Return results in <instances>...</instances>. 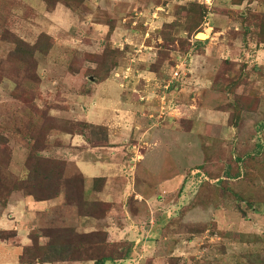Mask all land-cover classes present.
<instances>
[{"label": "rangeland", "instance_id": "obj_1", "mask_svg": "<svg viewBox=\"0 0 264 264\" xmlns=\"http://www.w3.org/2000/svg\"><path fill=\"white\" fill-rule=\"evenodd\" d=\"M163 3L166 4L163 5ZM192 3L206 4L209 7V14L206 23L202 26V31L195 34V38L205 35L204 39L198 38L199 40L208 39L205 47L206 54L195 58L189 56V53L180 54L177 44L167 43L170 39L168 33L175 39L186 37L182 27L174 28V24L184 23L181 18L183 15L180 14L178 17L177 12L185 7L188 8V5ZM245 13L248 16L264 14V0H85L84 4L78 8H68L57 4L52 12L46 9L42 0H0V151L6 148L8 154L6 171L13 176L20 187L10 192L5 207L0 205V218H2L0 220H4L7 225H12V227L5 226L0 222V229H13V231L0 230L5 231V233L0 232V242H4L1 239L5 238L6 242L15 244L16 231H18L28 240L29 238L36 240V237H40L38 242L44 245L47 238L41 237L43 232L52 230L50 234L55 235L56 231H61L64 238L65 235L71 238L69 234L73 230V238L80 244L83 241L82 238H85V233L99 231L107 232V240L116 244L117 248H125L126 244L123 243L130 241L133 243L132 251L139 250L141 253L142 249L154 251L156 257L160 251L167 252L165 250L167 248L169 254L173 252L178 255V258H171L175 264H264V208L259 212L257 209L246 210V214L242 215L236 206L238 201L228 197L223 200L219 198L218 201L221 202L217 209L195 208L190 210L191 214L186 213L189 210V204L193 200H200L205 192L204 187H200V180L194 178V174L198 172L195 167L201 163V145L206 156L212 157L216 153L211 139L204 136L200 141L195 136L208 133L206 131L208 121H214L216 127L212 126L206 137L219 136L224 141L223 147L232 150V154L236 151L249 152L259 158L258 161L261 162L259 164H264V50L255 52L250 48L245 50L236 38V31L242 27L238 19L239 15H245ZM165 26L174 29L170 30ZM211 27L220 28L222 32L213 35ZM160 31H163L162 34H159ZM4 33L18 37L21 41L20 46L25 48L39 45L40 36L47 34L51 37L52 48L46 55H35L37 67L33 70L31 60H21L15 55V47L5 42L8 39L3 37ZM110 52L115 53L109 56L111 59L109 68L114 69L113 73L108 80L95 85L98 79L93 72L99 70L98 68L102 65H106L104 58H107ZM159 53L169 55L159 70L165 77L164 84L155 73L158 72L156 67L160 58ZM223 60L235 62L232 66L234 71L231 70L229 75L234 76L239 74V71L243 73L254 71L249 75L248 87L255 89V95L259 97L260 103L255 112L242 114L238 130L228 129L225 123L220 122V119L215 121L214 114L209 111L213 107L226 105L229 98L225 96L226 93L218 92V88H215L218 91L215 90L211 96L203 93L210 89L211 79ZM153 66H156L154 67L156 70L152 68ZM20 69L28 72L25 75L26 78L30 77V74L33 75L34 71L36 72L34 73L37 77L36 84L33 85L34 93L29 95V98L33 100L29 103H26L24 99L16 98V85L12 74L17 75ZM175 73L178 75L175 76ZM22 75L20 73V76ZM168 84L173 87L171 90ZM223 85L227 84L224 82ZM119 87L125 91L130 89L129 102L126 103V93L120 92ZM122 97L125 99L123 104L120 102ZM120 105L127 106L125 114L121 116L127 123L118 116V120L108 122L107 125L110 127L107 126V129L93 127L90 124L84 128H75V125L79 124L77 122H91L95 116L97 120H111V115L116 118L115 108ZM138 105V112L134 111ZM132 106L134 108H130ZM28 108H32L35 112L31 113L33 121L29 120ZM111 109L115 110L109 112ZM42 110L53 117L55 124L52 122L51 126L56 127L59 123V127L63 129L71 123L69 127H74V131L84 130L90 144H104V141L106 143L108 139L110 144H116L113 147H121L126 145L127 141L123 140L128 138L131 130L135 134L131 136L132 139H129V143L133 142L130 148L132 150L123 149L118 153L114 150L115 154L105 153V157L99 153L90 157L92 154L82 143L76 144L65 133H60V130L52 131L44 138L48 142L45 152L43 151L41 155H44L45 159H58L65 168L64 173H75L72 161H75L78 167L85 162L91 163L92 166L96 165L92 168L96 171L93 172L94 175L116 172L114 168L119 169V167L109 165L114 162L116 165H122L118 171L121 174L119 183L115 179L116 181H113L115 184L109 185L111 191L105 192L102 186L96 194L103 200L117 202L118 199H123L125 202L129 199L127 196L132 195V186L123 178L125 166L133 164L129 161L131 156L138 161V158H141L140 154L149 155L151 148L160 150L162 153L174 154L179 161L182 160L181 165L184 168L179 175L159 184V195L146 202L148 219L145 212L144 215L139 213V227L128 226L122 216L113 212L115 208L112 209L110 203L106 205H110L111 211L108 208L106 216L94 220L92 218L95 217L93 214L96 213V208L86 209L82 207V202H77L74 198L73 185L75 184L73 182L68 183L70 195L69 200H65L63 182L67 175L63 176L62 183L60 181L58 194L53 196L57 192L56 181L45 180L44 171L48 168L45 162L37 166L38 174L35 177L32 175L31 181L22 182L25 177L24 167L30 153L29 149L34 142L29 141L26 132L22 133L18 131V128L22 124L33 123L36 112ZM135 115L144 118L151 116L155 124L170 131L144 136L142 131L137 132L133 129L138 128V124H142L140 121L137 123L134 119ZM181 119L193 122L189 138L180 139L179 121ZM40 124L49 125L50 123L44 119L38 127ZM108 129L109 134H107ZM153 140L155 143L151 144ZM257 144L261 146L260 149L256 148ZM235 148H237L236 151H234ZM33 169L31 168V171ZM129 169L134 171L135 166ZM190 169L192 171H189ZM83 172L93 174L85 169ZM83 176L85 179L88 177L85 173ZM161 180L162 178L157 183ZM257 182L264 185L262 180ZM87 183L86 179V197H88L87 186L89 185ZM29 189L34 190L37 196L28 195ZM113 192L119 194H113ZM27 199L31 203L41 202L44 207L47 204V208L39 209L37 212V204H35V208L30 210L23 203V200ZM131 205L128 212L135 214L137 211L131 212ZM244 207L245 205L241 204L242 210L245 209ZM121 211L125 212L127 209ZM125 218L132 221L128 217ZM211 219L215 220L217 228L212 231L208 226L206 230H203L204 225ZM169 220L175 222L171 228L178 230L166 240L159 238L164 242L163 245L159 241L156 244L154 238H151L149 242L145 241L146 235L152 234L154 228L156 229L158 225L162 226ZM190 236L193 241L188 243L187 239ZM151 242L155 243L146 248L147 245H151ZM14 247L15 249H12L14 253L16 249L23 248L20 245ZM57 249L59 252H50L47 249L44 255L45 260H49L48 257L52 259V263L47 264H57L53 261L54 256L67 261L66 257H69L71 247ZM110 249L111 247H105L104 251ZM80 252L79 254L77 251L76 256H85L83 251ZM85 254L94 255L96 252L85 251ZM134 255L139 254L134 252ZM166 258L163 259L164 262ZM66 261L65 264L74 263ZM59 263L62 264V261ZM8 264H12V261ZM156 264H162V262Z\"/></svg>", "mask_w": 264, "mask_h": 264}, {"label": "trees", "instance_id": "obj_2", "mask_svg": "<svg viewBox=\"0 0 264 264\" xmlns=\"http://www.w3.org/2000/svg\"><path fill=\"white\" fill-rule=\"evenodd\" d=\"M45 5L46 9L48 11L55 10L57 4L65 5L68 8H78L84 4L85 0H42ZM166 3H163L165 5ZM180 12H177V16L180 17V14L183 15L181 18L183 19L184 23H179V25L174 24V28L176 27H182V30L185 32L186 37L185 38H179L175 39L172 37L169 33V41L167 42L169 45L177 44L178 48L180 49L179 52L182 55H187L189 53V56L192 55H203L205 53V47L208 43L207 40H199L195 39V34L197 32L202 31V26L206 23L207 15L209 14V7L206 4H190L188 5V8L185 7V9H180ZM182 11V12H181ZM241 21V29L237 30L236 32V38L241 42L242 48L249 49L253 52L258 50H264V14H257V15H247V13L240 14L239 18ZM165 25V24H164ZM168 25V24H166ZM165 28L173 30L170 26H165ZM163 31H160L159 34H162ZM222 32L220 28L217 27H211V33H219ZM4 38H7L8 40L5 41L7 43H11L15 48L14 53L15 55L20 58L21 60H31V64H33V70L37 67V60L35 58V55L42 54L46 55L49 50L52 48V41L51 37L47 34H42L39 38V45H33L32 47L28 46V48L20 46V42L18 37H15L13 35H10L9 33L3 34ZM166 37V36H165ZM164 37V41H166V38ZM191 41V42H190ZM253 47V48H252ZM184 50V51H183ZM181 51H183L181 53ZM115 53L110 52L108 54L107 58H104V61L106 62V65H102L99 70L94 71V76L98 79L96 80V84L102 83L106 80H108L113 73L114 69H111V59L109 56L114 55ZM159 60L157 61L158 67L153 66L152 68L156 67L158 72L152 71L157 73V76L162 80V82H165L166 80L163 74L159 72V70L163 67V65L166 62V57L169 55L165 53H159ZM110 61V62H109ZM170 62V61H169ZM230 64V65H228ZM235 64L234 61L231 60H223L219 67L217 68V71L215 72V75L212 79L211 88L212 90H216L215 88H218V92L226 93L225 96H228L229 98L232 97V99H227V103L224 106H216L215 108H219V110L225 112L228 114L227 119V126L238 130L240 126V122L242 121V114L255 112L257 110V106H259L260 99L259 97H256L255 95V89L252 87H248L250 81H249V75L251 72L243 73V71H239V74H235L234 76L229 75L231 70L234 71L233 65ZM243 64V63H242ZM173 65L172 62L170 66ZM245 65V64H243ZM116 66V65H115ZM113 66V67H115ZM167 66V65H165ZM225 66V67H224ZM172 67V66H171ZM151 69V68H150ZM155 69V68H154ZM156 70V69H155ZM252 70V69H251ZM10 72V71H9ZM151 72V71H150ZM11 73V72H10ZM20 73L23 75L20 76ZM28 72L26 70L20 69L17 73V75L12 74V77L14 78V82L16 85V98L24 99L26 103L31 102L33 99L29 98V95L34 93V84H36L37 77L30 74V77L26 78V74ZM229 75V76H228ZM95 78V79H96ZM224 82L227 85H223ZM170 90L173 88L171 85L168 87ZM29 112V120L33 121V118L31 116V113L33 112L32 108L27 109ZM47 119L49 121L48 124H40V127H38L39 123H43V120ZM53 117L47 115L45 111H38L36 112L35 121L33 123L20 126L18 128V131L26 132V136H28L29 141H33L34 144L30 146V153L27 158V162L24 167L25 171V177L22 179V182H29L38 174L37 166L40 164L43 165L44 163L48 168H46L44 171V174L46 175L45 180L47 181H56V187L57 192L53 194V196H56L58 194V190L60 189V181L63 182V176H66L64 180V192L66 195L65 200H69V184L73 182L75 185H73L74 188V195L77 202H82V207H85L86 209L90 208L91 210L93 208H96L95 217L92 219L98 220L100 218H103L106 216L108 208L110 209V205H106V202L100 201V200H90L88 197L85 196L86 189H85V178L82 175V173L76 168L75 166V173H64V166L63 164L58 161V159H45L46 157L44 155H41L43 151L46 148L47 140L44 139L46 135L50 132H59L65 133L67 136L70 137H82L86 140V142L90 146H101L105 144H90L89 139L84 134V130L74 131V127H69L71 123H68V125L64 126L63 129L59 127V123H57V126L54 127L51 126L53 122ZM79 124L75 125V128L81 127H87L88 124L85 122H77ZM53 124H55L53 122ZM180 125L182 128V131L188 133L190 132L192 128V123L190 121L181 120ZM79 129V128H78ZM20 132V133H21ZM45 134V136H44ZM205 135H197V138L201 141V139L207 138L211 139L209 137H206ZM212 142V143H211ZM211 144L213 145V149L216 150V153L210 156H206L203 151V145H201L202 150V158L201 163L195 167V170L198 172L194 174L195 179H199L200 187H204L205 192L202 194V197L200 200H193L192 203L188 206V211L193 210L195 208L207 210L209 207H212L213 209H217L218 204L221 201H218L219 198L221 200L227 199L228 197L233 198L238 201L237 208L241 211L242 215L246 214V210H253L257 209L258 212L262 208H264V185H261L258 183V180L264 181V164L261 165L258 160L259 158L254 157L255 155L249 152L246 153H239L237 152V148H235L234 151H236L234 154L231 153L232 150H228L227 148L223 147V143L219 142L216 139H211ZM216 143V144H215ZM221 143V144H220ZM220 144V146L218 145ZM198 148V147H197ZM257 149H260L261 146L259 144L256 145ZM208 150V148H206ZM45 152V151H44ZM6 158V159H5ZM44 158V159H42ZM48 158V157H47ZM255 159L257 161H255ZM33 162L35 164H33ZM175 167V166H174ZM8 168V154L6 148L2 149L0 151V205L2 207H5L7 202V197L13 190H18L20 187L17 185V183L14 181L13 176L9 172L6 171ZM31 168H34L31 171ZM173 165L169 159H167L165 162H163V171L159 174H148L146 177H143L142 179L145 180V184H139L138 180L140 178V175H138V178L136 179L135 190L140 189V186H142V191L140 194L144 198H148L151 192V187L156 185L157 181H159L160 178H166L169 177L170 174L173 171ZM189 171H192L191 169ZM194 171V170H193ZM243 171V172H242ZM65 175H64V174ZM163 176V177H162ZM203 177V178H202ZM207 179L203 180L202 179ZM68 184V185H67ZM104 185V179L103 178H94L92 179V187L88 190L89 192L94 191L95 193L99 192L101 187ZM27 186V185H26ZM94 187V188H93ZM72 188V187H71ZM72 188V190H73ZM240 188V189H239ZM253 191V192H252ZM43 194V193H42ZM28 195H33L34 197L37 196L35 191L32 189L28 190ZM44 196V194H43ZM50 198V197H46ZM86 199L88 201H86ZM44 200V199H41ZM195 201V202H194ZM241 204L245 205V209H241ZM131 205V204H130ZM84 208V209H85ZM90 210V212H91ZM136 210H139L138 208ZM141 210V209H140ZM89 212V216H90ZM88 216V217H89ZM181 217V216H179ZM183 217V215H182ZM174 220H169L167 223H165L161 228V234H163L166 237H170L171 234L176 233L178 230L177 228H171ZM178 224V223H177ZM210 227L212 231H214L217 228V223L215 220L211 219V221H208V224L204 225L203 230H206L207 227ZM70 230V229H69ZM52 230L49 232L44 233L43 236L47 238L46 244L42 245L38 241L40 239L36 237V240H30V243L25 246L21 252V255L19 257V262L21 264H39L42 263H52V259L48 257L49 260H45V253L47 249L50 252H59L58 247L62 248H68L71 247V252L69 253V257L67 258L68 262H92V264H117V262L121 260H126L129 258L133 243L129 241H125L127 243L125 248H117L116 244H113L112 242L107 240V232L101 233L99 231L92 232V233H85V238H82V242L80 244L76 242L73 238L74 231L70 232V237L68 238L65 235V238L63 236V233L61 231H56L55 235L50 234ZM1 233H5V231H0ZM68 233V231H66ZM0 233V234H1ZM3 235V234H2ZM191 237V236H190ZM2 241H5V238L1 239ZM79 244V245H78ZM73 245L74 247H72ZM78 245V248H76ZM56 247V248H55ZM105 247H111L109 251H104ZM80 254V251H83L85 256H76V253ZM85 251H91L96 252L94 255H87L85 254ZM223 251V249L221 250ZM225 251V250H224ZM223 253V252H222ZM53 259L55 262L59 261H66V259L61 257H56ZM171 258L176 257H168L166 258L165 262L163 264H175ZM251 264V263H250Z\"/></svg>", "mask_w": 264, "mask_h": 264}, {"label": "crops", "instance_id": "obj_3", "mask_svg": "<svg viewBox=\"0 0 264 264\" xmlns=\"http://www.w3.org/2000/svg\"><path fill=\"white\" fill-rule=\"evenodd\" d=\"M220 33L221 32L215 33V34H220ZM205 54H206V50H205ZM192 56L195 58V57H200V56H203V55H192ZM206 57H209V56H206ZM206 59H208V58H206ZM200 60H202V59H200ZM214 75H215V73H214ZM214 75H213V77H214ZM213 77H212V79H213ZM158 79L160 81H162L159 77H158ZM111 80L113 82L115 81L114 79H111ZM147 80H150V79H147ZM164 83L165 82H163V84ZM211 84H212V81L210 83V87H209L210 89L209 90L203 91V93H207V95H209V96H211L212 93L215 92L214 90H212ZM95 85H96V83H95ZM117 85L119 86V84H117ZM167 86L169 87V84ZM129 90L125 91L124 89H122V88L119 87V91L120 92H125L126 93V95H125L126 96V103L129 102V100H128L129 99L128 96L130 94V93H128ZM130 92L132 93V91H130ZM203 98H204V96H203ZM124 100L125 99H123V97H122V99L120 100L121 104L124 103L123 102ZM125 107L127 108V106H125ZM125 107L123 105H120L117 108H115L116 109V118H113L112 115L110 114L111 115V120H108V119L97 120L96 119V116H95V118H92L91 122H87L86 121L85 123L90 124V125H93V127L94 126L95 127L98 126V127H102V128L107 129L108 128L107 126L110 127V125H107L108 122L109 121H114V119H117L118 120V118H117L118 116L120 117V119L124 123H127L125 119H122L121 118V116H123L125 114L124 112H126L125 111L126 110ZM130 108H134V107L132 106ZM115 109H111V110H109V112H112ZM138 109H139V105L134 108V111H137L138 112ZM209 111H210V113L214 114L213 119L215 121L217 119H220V122L222 121V123H225L226 127L228 129H230V127L227 126V119H228V114L227 113H225V112L219 110V108H215V107H213L212 109H209ZM83 115H84V112H83ZM142 115H143V113H142ZM147 115H149V114H147ZM151 118H153V117L150 116V118H149L147 116L146 118H144V117H140V116L138 117V116L135 115V118L134 119L137 121V123H139V121H140L142 124L141 125L138 124V128H133V129H135L137 132L138 131H142L141 133H143L144 136L147 135V137L150 134H158V133H162L163 134L164 132L165 133H169L170 130L165 129V128L161 127L160 125L155 124V120L154 119H151ZM148 119H151V120H148ZM117 120H116V122H118ZM181 120H183V119H181ZM184 120H186V119H184ZM180 121H179V124H180ZM186 121H190V120H186ZM190 122L192 123V126H193V122L192 121H190ZM105 123H106V126H105ZM214 123H215L214 121H210V122L208 121V123H207L208 126L206 127V131L208 133L210 132V128H212V126H215L216 127V125ZM156 128H159V129H156ZM180 128H181V125H180ZM162 129H164L165 131L162 130ZM153 130H154V132H153ZM109 131L110 130L108 129L107 130V134H109L108 133ZM136 131H134V132H136ZM191 131H192V128H191L190 132L186 133V132L182 131V128H181L180 134L181 135L184 134L185 136H181L180 135V139L189 138L188 135L191 134ZM208 133H207V135H208ZM133 135H135V134H133L132 133V130H131L130 131V135L127 136L128 138L125 139V140H123V141H127L126 142V145L127 146L124 144V146H121V147L120 146L119 147H113V146H116V144H114V145H112V143L110 144L109 141H108V139H107V141H106V143L104 145L93 147V146H90L86 142V140L84 138H82V137H79V136L78 137L75 136L73 138L70 137V136L69 137H70L71 140L75 141L76 144L77 143H79V144L82 143V145L87 149V151H89V153L92 154V155H90V157H94L95 156V153H99L100 155L102 154V156L105 157L104 156L105 153H109V155L115 154V153H113L114 150L117 153L120 152L123 149L124 150H129L131 148V146L133 145V142L132 143H129L130 142L129 139H132L133 137L131 138V136H133ZM195 136H197V134ZM108 137L110 138L109 135H108ZM74 138H78L79 140L78 141L76 139L74 140ZM209 138H211V139L212 138H214V139L217 138V140L219 142H222V143L224 142L222 138L221 139L219 138V136H215L214 137V135H213V136H210ZM154 140H155V137H154ZM154 140L151 141L150 143L151 144L155 143ZM130 150H132V149H130ZM140 155H141V158H138V161H135V159H134L135 157L134 156H131V154H130L131 157L129 158V161H132L133 164H130V165L129 164L128 165L126 164L127 166H125V170L122 173L124 175V177H123L124 180H128L129 183L132 186V190H131V192H132L131 194L132 195L131 196H127L129 198V199H127L128 202H126L127 200L124 202L123 199L122 200L121 199L120 200L118 199L117 202L115 200H103L102 198H99L96 195L99 192L95 193V192L92 191V192H89L88 193V198L90 200H100V201H103V202H106V203H110L111 204V208L112 209H113V207L115 208V211H113V212H115V214L118 213L119 216H122L124 218V222H126V224L128 226H133V227H139V222H140V215H139V213L140 214L142 213V215H144V212H145V215L148 213L146 202H148V200H152L154 196L159 195V190H160L159 184L161 185L163 182H165L167 180H170L171 178H174L176 175H179L180 172L182 171V169L184 168L181 165L182 160L179 161L177 159V156H175L174 154H167L166 152H163L162 153L160 150L151 148L150 149V152H149V155L148 154L146 156H144L145 154L144 155L140 154ZM194 155L197 156L196 152H194ZM125 156H127V154H125ZM174 157H176L177 160ZM107 158H110V157H107ZM167 159H169L171 161L174 170L172 171V173L170 174L169 177L163 178L159 183H156V185L151 190L149 197L148 198H144L142 196V194H140L141 191L143 190L142 189V186H140V189L135 190V185L134 184L136 183L135 181L138 178V175H140V178L138 180V183L144 185L145 184V180H143L142 178L143 177H146V175H148V174L155 175V174H159L160 171L162 172L163 171V162H165ZM72 162L74 163V165L76 166V168L82 173V175H83V173H85V175L88 176L86 178L87 181H88L87 184H89L87 186V189L88 190L90 189V187H92V179H94V178H103L104 179V185H103V187H104V191L105 192H107L108 190H110L109 189V185L110 184L111 185H114L115 184L113 182V181H116L115 179H117L118 180L117 183H119V178H121V174H119L118 171L121 169L122 165H116V162H114V164H109L111 167H115V166L119 167V169L114 168L116 172H112V173L109 172L107 174L104 173L102 175H94V173L96 171H94L92 168H94L96 165L95 166H92L91 163L85 162L84 165H81V167H78L77 166L78 164H76L75 161H72ZM155 162H157V163H155ZM98 166L100 167V165H98ZM130 166H132V167H130ZM134 166H135V169H134V171L132 170L133 171V175H134L133 176L132 175V171L129 168H133ZM84 169L87 170V171H91L90 173H93V172L94 173L93 174H87L86 172H83ZM108 171H109V169H108ZM113 174H116L117 176H115V177L110 176V175H113ZM86 179H85V184H86ZM131 186H130V188H131ZM85 189H86V187H85ZM125 189L123 190V193H124ZM112 190H114V189L112 188ZM118 190L121 191L120 188H118ZM115 191H117L116 188H115ZM113 194H119V193L113 192ZM23 203L25 205H27L30 208V210L35 208L34 207L35 204H37L36 211L39 210V209H46L47 208V204H46V207H44L43 206L44 204H42L41 202L31 203L28 199L27 200H23ZM130 204H132L131 205L132 206L131 207V212H132V210H133V212H136L137 211L135 214H131V213L128 212V208H129ZM10 205H12V204H10ZM123 207H124V209H127V211L122 212L121 210H124ZM111 208H110L109 211H111ZM137 208L139 210H136ZM29 212H31V211H29ZM186 213H188V215H189V214H191V211H188ZM125 217H128L132 221L127 220ZM0 219H2V218H0ZM147 219H148V216H147ZM0 222H1V224L3 223L5 226H11L12 227V225H7V223L4 220H0ZM121 225L123 227V224H121ZM124 226H125V224H124ZM162 226L158 225L156 229L154 228L153 231L155 233L153 232L150 235H146V237L143 236L145 238V241H148L149 242L151 238H154L156 244L159 241L163 245L164 242L161 241V240H159V238L166 240L168 237H166L163 234H161V228H162ZM109 228L110 227H108V229ZM0 230H11V231H13V229H5V228L0 229ZM122 230L124 231V229H122ZM157 235H158V237H157ZM16 237H17V242L15 244H13V245H11L10 243H8L6 241L0 242V262H1V264H8L9 261H12V264H16V263L21 264L19 262V257L21 255V252H22L23 248L25 247V245L27 246L30 242H29V240H28L27 237H24L23 233H18V231H16ZM121 240H123V239H121ZM187 240H188V243H190L191 241H193V239L191 237H189ZM155 242H151V245H147L146 248L151 247L152 246V243H155ZM15 245H20L23 248L16 249V253H14V252H12V249H15V247H14ZM165 250L167 252L162 253L160 251L159 255L157 253L158 257H156L154 255V254H156V253H154V251L149 252L148 250H143L142 249V253H141L139 250H133L131 252V254H130V256H129L128 259L121 260V261L117 262V264H156V263H159V262H162V264H163L164 263L163 259H165L166 257H177L178 258V255L174 254L173 252H172L173 255H172V253L169 254V249L165 248ZM134 252L138 253L139 255H137V256L134 255ZM155 258H158L159 260H156L155 261L154 260ZM59 262H54V263L60 264ZM66 262L69 263L68 261H66ZM79 263L80 264H89V263L92 264L91 262H74L73 264H79ZM41 264H47V263H41ZM62 264H65V261H62Z\"/></svg>", "mask_w": 264, "mask_h": 264}, {"label": "bare ground", "instance_id": "obj_4", "mask_svg": "<svg viewBox=\"0 0 264 264\" xmlns=\"http://www.w3.org/2000/svg\"><path fill=\"white\" fill-rule=\"evenodd\" d=\"M199 39H204L205 38V35H199V37H198ZM197 38V39H198Z\"/></svg>", "mask_w": 264, "mask_h": 264}, {"label": "built area", "instance_id": "obj_5", "mask_svg": "<svg viewBox=\"0 0 264 264\" xmlns=\"http://www.w3.org/2000/svg\"><path fill=\"white\" fill-rule=\"evenodd\" d=\"M178 75V73H175V76H177Z\"/></svg>", "mask_w": 264, "mask_h": 264}, {"label": "water", "instance_id": "obj_6", "mask_svg": "<svg viewBox=\"0 0 264 264\" xmlns=\"http://www.w3.org/2000/svg\"><path fill=\"white\" fill-rule=\"evenodd\" d=\"M199 34H201V33H199ZM197 37V36H196ZM195 39H197V38H195Z\"/></svg>", "mask_w": 264, "mask_h": 264}]
</instances>
